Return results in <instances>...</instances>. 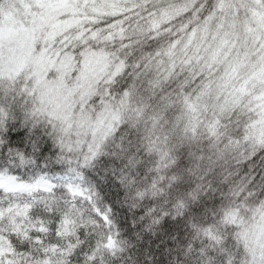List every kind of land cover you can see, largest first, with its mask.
I'll return each instance as SVG.
<instances>
[{
	"label": "snow or ice",
	"instance_id": "1",
	"mask_svg": "<svg viewBox=\"0 0 264 264\" xmlns=\"http://www.w3.org/2000/svg\"><path fill=\"white\" fill-rule=\"evenodd\" d=\"M0 264H264V0H0Z\"/></svg>",
	"mask_w": 264,
	"mask_h": 264
}]
</instances>
